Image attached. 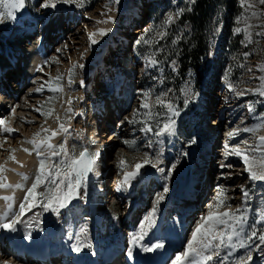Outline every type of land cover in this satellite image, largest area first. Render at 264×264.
Here are the masks:
<instances>
[{"label":"rangeland","instance_id":"obj_1","mask_svg":"<svg viewBox=\"0 0 264 264\" xmlns=\"http://www.w3.org/2000/svg\"><path fill=\"white\" fill-rule=\"evenodd\" d=\"M196 1L197 0H121L119 11L113 13V15L116 16V23L112 28V32H110L108 36H106V40L98 38L100 40V43L96 45H92L88 41L87 28L89 27V30H92L97 27H108V25L96 23L98 19L104 18L100 15V13L105 11L103 6L107 3V0H86L85 7L83 9H77L67 5H59L58 8L60 10L53 13H51L52 10L37 11L36 6L38 5L39 0H27L26 8L23 10V15L26 16L25 19L32 20V18L41 17L44 11H47L48 14L51 13L50 16L47 15L49 16V18L46 20L43 17V19L38 22L37 28H33V24L31 27H26L23 30L17 27V25L13 22L5 21L4 23H0V62L6 64L5 69H7V60L10 58V51H8L9 44L25 46L24 44L31 43L33 40H42L45 30L52 26H54L55 30H57L55 25L66 22V19L62 15H66L65 13L67 12H71V14L78 13L76 16H80L82 18V22L77 24L76 28L74 30H71L72 32H69L62 38L59 39V36H57L56 33L55 35H53L54 37L51 44L54 47L52 53L48 57V60L51 61L52 57H58L61 62L59 64L50 63V66L43 65L44 71H40L42 72V74L39 73V76L42 75L43 77H36V80H34V82H37V85L34 84L33 81H30L28 78L25 82L22 81V83H18L19 78H21V72H19V75L12 77L11 80L8 79V77H6L5 79L8 80L7 85H5L8 87L7 92H12L13 96H17L20 99L17 109L21 107L19 111L22 112L20 113L18 111L19 113H16L15 116H11L10 113L13 102L9 103L4 107L3 110H1V112H3L5 116L9 117L10 125L17 130L15 131V133L17 134L16 137L12 139L9 138L10 135H8L7 133L0 132V140H3L5 136L8 137L6 140H3V145L2 147H0V163L6 162L5 167L8 169L5 172L7 181L10 172H14L13 165L11 164H21V162L17 164L11 160H8L9 154L15 155L17 160L20 161L18 152L23 151V148H31V145L22 143L23 138L26 137L28 139H31L34 133L40 131L41 126H43L44 128H56L59 123L56 117L59 116L62 120L65 115L64 109L68 107V105L65 103L66 98L68 96L84 97V94L87 93L86 97L81 101L73 102V107L77 110V112L72 116L69 130L77 128L78 135L81 137H85L87 139V142H90L88 145H90L91 143L94 144L93 150L99 147L105 153L102 159V165L108 172L107 179L110 183L109 186H113L116 183L117 179L122 176V166L120 165L121 156H123L127 160V167L135 163V158L140 153L144 151L154 153L157 147V145L155 144L156 138L152 133L145 135L139 130L138 125H130L124 119L125 117H128L130 115L133 109H136L138 107L141 95L140 90L151 88L155 93L161 90L172 89L173 92L171 93V95L179 98L182 96L179 89L183 87L184 82L188 80V73L189 71H191L193 74L192 85L197 91L201 92L202 100L194 102L193 110L188 112V114L184 118L177 121V135L175 137L165 138L167 142L173 140L175 143V146L170 152V154H174V156L171 157L170 160H172L180 152L181 149L188 150L191 153L189 157H184L181 159L180 164L177 166V170L173 174V179L169 182L168 186L170 190L166 194L165 200L160 203L159 211L165 207H167L168 210L171 209V207L175 204L174 202L177 198L176 196L174 197L175 182L177 181L178 187H180L179 185L183 183V186L185 185L186 178L184 172L187 169L191 171V175L190 183L186 187L187 189L193 187L194 183L192 180V174L195 169H199V167H196L197 163L195 164L194 162L196 160L195 153H197L198 146H200L201 144V138L200 140L199 138H197L196 145H189L187 143V140L190 134L195 137L196 134H198L201 124L206 115L205 108H207V120L209 124L213 126L212 128H216L217 126L216 125L214 127L215 121H217L218 124L224 118L227 119V123L225 122V119L222 122L223 128L222 126L221 128H219V130L222 132V135H227L225 130L227 129L228 122H231L232 118L231 114L229 115V112L233 110L231 109V107H235V105L237 106L234 108L235 110L232 112V114L236 115V119L245 118L244 123L250 119H256L257 121L255 120V122L251 123H257V118L261 115H264V97H259L258 95H253L252 93H248L247 95L242 97H235L232 93L229 92L227 88H224V86H222L224 82L223 75L228 70L230 65L232 66V72L229 76V79L236 83L241 89L258 87L260 83L258 77L264 74L260 73L256 68L257 64L264 63V37L255 35V33L260 29L253 28L252 30L253 39L258 43L247 46L243 42L244 34L242 32L236 33L234 31L236 27L243 26L242 24H237L236 21V17L243 12V8L241 7L239 0H233V10H230V7H228V4L230 3L228 0H212L208 6L209 18L206 21L205 31L206 55L202 58L200 67L198 69V78L200 79L199 81L195 80L196 74L191 68L183 79L180 78L179 70L181 65L179 55H171L169 57V60L165 61V63L163 64V84L159 83V78L161 76V72L159 71V69L143 70V55L147 54L148 48L147 46L137 45L136 43L137 39L141 37L143 30L145 28H148L152 24H159L164 13H166L168 10H174L176 7H190L192 9V7L195 6ZM135 6H138L140 8L141 15L135 13ZM257 9H264V6L257 5ZM60 12L62 14H60ZM90 16L92 17V19L89 18ZM78 18L79 17H77L76 21L79 20ZM253 23H257V21H253ZM185 25L187 26L185 27ZM217 27L219 28V32H214L213 29ZM11 29L12 31H14L11 33L12 36L9 38L8 31ZM178 29L182 30L180 34L183 37L175 46V48L179 51L182 42L190 38L194 31V25L191 22H183L181 20V17L171 27L167 42L161 41V43H166V47L168 48L173 47L171 45V40L175 39V34L177 33ZM233 31L236 35L234 36L235 38H243V41L241 43L238 44L236 40H234V37L232 36ZM217 43L220 44V49L218 50V58L214 67V76L210 80H208V82H204L206 59L210 57V55H208V52H213L217 46ZM58 49H61V51H57ZM85 49H87V55L81 58L82 53ZM23 51L24 50L21 48L20 52ZM245 51H248L250 53V56L247 60L243 59V53ZM233 57H236V59L234 60ZM159 58L163 59L164 57L160 56ZM77 59H81V62L85 65L82 70H78L79 76L77 77V79L83 77L85 80L87 73H89V67L92 64H95V67H93L92 69L94 83L92 88H89L91 90L90 92L83 93L81 91V86L78 83L72 85L69 88L67 86L66 76L61 82L64 85V93H52L47 89V87H45L44 90L40 93L32 91V89L39 86L38 83H45V81H47L49 78V74L52 77H55L57 75V71H59L60 73H66L70 65ZM172 59L177 61L176 72H173L170 67L169 61ZM11 60L13 61V59ZM240 63L245 64L247 67H238ZM165 65H167L166 68ZM109 67H113V69L111 68L112 70L108 71V69L106 68ZM248 67L252 68V72H248ZM210 71L211 69L209 70V72ZM120 72L126 73L129 76L130 80V82L128 80L127 82L129 83L126 84L127 88L125 91V104L123 107H121V104H119L120 107L118 106L120 113H123L125 110L126 112L121 119H116V115L112 111L108 113L109 115H105H108V117H106L107 121L103 122V124L100 126L103 128H110L115 126L116 128L114 132L112 131L110 137L107 138V141L101 143L103 147L101 145L98 146V144L95 143V135H98L99 133L95 131L92 132L91 128H93V122H96V120H98L96 116L97 111L98 115L103 114L104 112H107V110L109 109V105L105 111H103L102 108H94L95 106L93 104L91 105L92 99L97 95L107 94L106 91L109 89L110 84L112 83V79L108 75L111 74V76L116 75L118 77ZM98 80L105 84V88L98 87ZM9 83H13L14 86L10 85ZM17 84H19V88H16ZM205 88H207L208 91H206ZM37 94H40V96L37 97ZM50 96L54 97V99L49 100ZM225 97H227V99H225ZM238 98H240L241 100L243 99L241 103H233L239 100ZM28 100H31L32 105ZM253 101L256 102L255 112L257 113V115H254L253 113H249L247 111V103ZM177 103H183L182 98L178 99ZM202 103L204 104V106L201 107ZM36 108H40L41 111L37 112L35 110ZM49 109L53 110L52 115L45 117L41 114L42 112H47ZM1 116L2 115H0V117ZM209 116L214 118L211 122L208 119ZM247 117L250 118L247 119ZM237 122H234V124H236ZM41 134L43 135V133ZM220 139L221 141L218 140L216 142L217 150H223L222 147H224L225 144L224 138L220 137ZM124 140H134L135 147L132 148L124 144ZM149 140L153 141L152 148L147 147ZM62 141L63 139L58 140L55 143H60ZM67 142L70 146L76 145L77 148H79L81 145L86 146L87 144H84L83 141L78 140L76 134L74 136H70L69 139H67ZM89 148L92 149L91 146ZM11 149H16V151L14 153H10ZM167 150H169L168 147ZM24 153L28 156L25 164L29 167L28 173L25 174L30 178L24 183H26L27 186H30L38 167V159L34 152L31 154L26 152ZM167 155H169V153H164L166 163L170 161L167 159ZM220 157L221 153L219 156L217 155L216 157H212L210 164H208L207 162L205 163L206 174H204L202 179H205L206 181H204L203 185H201L202 188L206 185H208V187L203 189L201 188L200 193L204 196V199L201 200L199 210L197 207L195 211H198L196 213L194 212V215L192 214L188 216L187 227L189 235L195 227L199 216L206 212V204L214 199L218 185L225 186L228 202L235 205L241 203L242 194L240 192L239 185H246L247 183H251L246 179V177H242L241 179H239L240 176H238L237 174L238 170L234 166L231 169L227 170L225 169L226 167H224L221 171H219L221 168L220 164L223 160H221ZM33 160H36L35 164L33 163ZM215 165L216 169L213 171V167ZM211 172H216V175H214V179L213 176H211ZM225 173H232V175L225 176L223 175ZM16 174L19 177L16 179L14 184L21 183V175H19V173ZM182 175L184 177V180L180 182V177ZM152 183L154 184V181ZM250 189L252 193V200L250 202L254 205V211L250 206L252 208V211L249 213V223H252V218L256 217L257 215L256 210L261 206H264V186L261 185V182H258L255 185L251 184ZM19 190L22 191L23 196L24 194H26L23 189ZM94 192L95 190H93L92 185H88V201L91 202L93 200L92 197ZM161 192L162 189H160V187H158L157 185H153V187L150 188L148 202L149 207H147L146 205L143 211L140 212L139 224L143 220V217L149 211H151L152 205L155 202L156 195ZM112 193L113 195H116L119 193V191H116L114 188H112L110 194L106 193L105 195L100 196L97 199L99 203L98 205L100 206L96 205L98 207V210L102 209L103 206L108 207L109 216L107 217V221L109 223L112 222V220L124 218V209L129 206L130 201L126 196L128 194L127 190H121L119 194L123 196H118L117 200H115L113 196V198L111 197ZM187 195L188 197H190V192H188ZM78 202L83 203V201ZM202 203L206 204L204 205ZM187 204L189 203L186 200V202L181 204V208H184L183 210L187 209L189 207ZM195 205L197 204L195 203L194 206ZM69 207H71V205ZM40 208L41 210H44L42 207ZM18 210L19 208L17 209V211ZM44 212L47 211L44 210ZM169 212H171V210ZM71 217L72 215L71 213L67 212V209L62 210L61 219L64 223L68 222ZM4 236H6V234H4ZM3 247L5 246H1V251L5 252V249L3 250ZM243 251V249H239L235 255H242ZM254 259L255 261H257L256 257H254Z\"/></svg>","mask_w":264,"mask_h":264},{"label":"snow or ice","instance_id":"obj_2","mask_svg":"<svg viewBox=\"0 0 264 264\" xmlns=\"http://www.w3.org/2000/svg\"><path fill=\"white\" fill-rule=\"evenodd\" d=\"M86 0H39L36 10H55L59 11V5H67L77 9L85 7ZM243 12L236 17L237 24L243 26L236 27V33L244 34L245 45H252L258 43L253 39V28L260 30L255 35L264 37V9H257V5L264 6V0H239ZM121 0H107L103 6L105 11L100 15L103 19H98L97 24L114 25L116 23V16L114 12L119 11ZM27 0H0V23L5 21L13 22L17 27L22 30L26 27H31L33 24L38 23L43 17L48 15L47 11L43 12L41 17L33 18L32 20L25 19L23 10L26 8ZM185 11H191L190 7H176L174 10H168L164 13L159 24H152L143 30L137 45L147 46V54L143 55L144 69H159L161 76L159 83H164L163 77V64L169 60L171 55H179L178 49L175 48L177 43L183 38L180 32L177 31L175 39L171 40L173 47H166V43L162 44L161 41L167 42L171 27L180 19ZM92 19V17H89ZM257 21V23H253ZM187 25H185L186 27ZM214 32H219V28H214ZM112 32L111 27L94 28L88 32V41L92 45L100 43L98 38L106 37ZM57 51H61L58 49ZM87 55V49L84 50L82 56ZM208 55H212L208 52ZM163 56V59L159 57ZM250 56L248 51L243 53V59L247 60ZM235 60L236 57H233ZM61 61L58 57H52L51 61L48 59L42 62V65L37 68L38 71H44L43 65L50 63L59 64ZM171 70L177 71V61L172 59L169 61ZM85 65L81 59H77L67 69L66 73L57 71V75L49 78L45 83L32 89L33 92L40 93L45 87L52 93H64V85L61 83L65 76L67 77V86L70 88L72 85L78 83L81 87L84 86L85 80L79 76L78 70H82ZM240 68L247 67L245 64L240 63ZM260 73H264V63L256 65ZM248 72H252V68H247ZM232 72L230 65L228 70L224 73L223 79L226 83L227 89L235 97H242L248 93L264 97V74L258 77L259 86L241 89L236 83L229 79ZM192 72L188 73V80L184 82L183 87L179 89L182 94L181 97L171 95L172 89L161 90L153 92L151 88L140 90L141 95L139 104L136 109L125 117V121L130 125H138L139 130L145 135L152 133L156 140L157 145L154 153L144 151L135 158V163L127 166V160L121 156L120 165L122 166V179L117 183V190H127L131 187V182L138 176H146L149 173H141V169L146 165L159 173L164 180L162 185V192L158 193L155 197V202L139 224V231L131 234L129 243L139 248L144 252H151L155 249L163 248V239H158L157 242L150 245L144 244L145 237L156 226L157 213L162 201L165 200L166 194L169 192V182L173 179V174L177 170V166L184 157L191 155L190 151L181 149L180 152L170 161L166 163L164 156L165 151V138L175 137L177 135V118L180 117L182 110L188 109L190 104L201 101V92L197 91L192 85ZM155 79V77H154ZM183 101L182 107L177 103L178 99ZM54 97H49V100ZM83 97L68 96L65 103L68 105L64 109V118L61 120L59 116L56 117L59 121L56 128H44L41 126L40 131L33 134L31 139L23 138L22 143L31 145V148H23L26 153H35L38 159V167L36 169L34 179L30 186H27L26 181L30 178L23 173L21 183L11 184L7 181L5 172L8 170L5 163H0V189L15 190L23 189L25 195L22 202L19 204V210L15 209L16 199L14 195L0 196V200L5 202V208L0 210V229L8 232L15 233L17 225L23 224L25 229H29L36 224L35 220L25 221L23 219L26 211L39 205L45 211L54 213L57 218L62 215V210L67 209V212L72 213L74 209L80 207L79 203L73 204L74 200L83 201L85 203L89 200L88 194V179L89 174L99 176V171L96 170L99 163L102 150L97 147L94 150L87 146L81 145L77 148L76 145H69L67 142V134L69 132L70 121L72 116L76 114L77 110L73 107L74 101H81ZM227 99V97H225ZM255 101L247 103V111L255 113ZM18 105L11 107V116L16 115ZM40 112V108L35 109ZM47 117L53 114V110L49 109L47 112L41 113ZM211 122L214 118L209 116ZM257 123H251L246 126L244 120L241 119L240 125L233 127L227 133L228 137L235 138L241 132L250 133L253 137V143L250 144L247 139L242 140L235 144L225 143L226 149L225 156H236L243 160V172L247 173L246 179L255 185L261 182L264 186V115L259 116ZM123 123V121H122ZM17 131L10 125L9 117L5 116L0 118V132L11 134ZM43 133V135L41 134ZM64 134L65 138L60 143H54V138ZM8 137L5 136L3 140ZM3 140H0V147L3 145ZM189 145H196L197 138L189 135L187 140ZM124 144L129 147H135L134 140H124ZM148 148L153 147V141L149 140ZM16 149H11L10 153H14ZM8 160L17 164L15 155L9 154ZM23 166V165H21ZM220 167H227L231 169V163L221 164ZM131 169V170H129ZM15 171V169H13ZM225 176H230L232 173H225ZM39 189V191H38ZM239 189L241 192V203L231 204L228 202L225 186L218 185L217 192L214 199L206 204V212L199 216L195 227L191 231L190 237L183 250L175 255L171 264H256L254 259L255 255L259 254V264H264V206L256 210V217L252 218V223H249V213L252 211L250 201L252 200V193L249 187L245 184H240ZM71 205V207H69ZM26 237L31 240L32 234L26 231ZM70 239L72 237H69ZM71 251L79 254L85 248L92 250L93 245L88 236V227L84 225L80 228L79 232L75 234V240L70 245ZM239 249H243L242 255H235ZM227 255H222V253ZM95 255V251H92ZM127 255L132 257V249L129 248ZM0 264H13L9 260H0Z\"/></svg>","mask_w":264,"mask_h":264},{"label":"bare ground","instance_id":"obj_3","mask_svg":"<svg viewBox=\"0 0 264 264\" xmlns=\"http://www.w3.org/2000/svg\"><path fill=\"white\" fill-rule=\"evenodd\" d=\"M134 11L137 14L141 13V10L138 6L134 7ZM53 12H55V10H52L51 13H53ZM50 14H48V15L50 16ZM49 16H45L44 18L47 20L49 18ZM24 17H26V16L24 15ZM108 27L113 28L114 25L109 24ZM97 28H101V27H97ZM59 29L61 30V28H59ZM13 31H12V29L9 30L8 34L10 35ZM57 31L58 30H55L54 26L48 28L46 30L44 38L42 40H39V42H35L36 44H34L29 49V53L26 57V60L24 62V66H23L24 67V74L19 73L21 78H19L18 83H22V81L25 82L27 80V78L30 81L34 82V80H36L35 79L36 77H43L42 75L39 76V73L42 74V72L38 71L37 68L42 65L43 60L46 58V54L48 53V50L50 49V45H51V42H52L53 37H54L53 35H55V33H57ZM89 31H91V30H89V27H88L87 28V36H88ZM58 33H60V32H58ZM60 37H63V36L60 35ZM106 38L107 37H102L101 39L106 40ZM219 46H220V44L217 43L215 50L212 52V55H210V57H208L206 59V64H205V66H206V68H205L206 81H207V79H208V77L212 71L213 64L211 62L213 61V59H215V54L217 53ZM9 51H10V55L12 57L13 54H12L11 48H9ZM0 58H1V56H0ZM11 59H13V61H15L14 57H12ZM93 67H95V64H92L89 67V73H87V75H86L85 84L83 87H81V91L83 93L87 89L92 88V86H93V83H94L93 82V70H92ZM210 69H211V71L209 72ZM0 77H1L0 82L2 81V84L0 83V86L1 85L3 86V88L2 87L0 88V115H2L0 118H3V116H5V114L3 112H1V110H3L4 107L7 106L11 102H13L12 103L13 106L18 105L20 99L17 96H13V95L8 94L9 91L7 92V86H5L6 82H4L6 77H5V74L3 76V68H2L1 62H0ZM11 78L12 77H8V79H10V80H11ZM118 78H119V81L115 87L120 88V93H122L121 90L123 89V87L125 86L127 81L129 80V76L124 72H120L118 75ZM41 81H43V80H41ZM9 84L14 86L13 83H9ZM34 84L37 85V82H34ZM38 84H40V83H38ZM102 84H104V83L101 82L99 84V86ZM222 86H224V88H227L225 81L223 82ZM16 88H19V84L16 85ZM205 89H206V91H208L207 88H205ZM24 94H25V92H24ZM37 95H38L37 97L40 96V94H37ZM106 99L107 100L105 101V105L102 108L103 111H105L109 105L108 104L109 103V97ZM238 99L239 100H237L236 102H233V103L240 104L243 99L242 100L240 98H238ZM28 101H29V103H31V100H28ZM31 105H32V103H31ZM21 106H23V105H21ZM202 106H204L203 103L201 104V107ZM236 106L237 105H235V107ZM235 107H231V109H233V110L231 112H229V115L231 114L232 118H231V122L229 121L227 124V129L225 130L226 133H228L231 128L236 127L237 125H240L241 119H243V120L245 119V118H240V119L237 118L236 119V115L232 114V112L235 110L234 109ZM20 109H21V107H19V109H16V113H19ZM205 109H206V113H205L206 115H205V118L202 122V125H204L205 127L203 128V126L201 125L200 131H199L200 136H201V144H200V146H198L197 153L195 156L196 157L195 162L197 163V167H199V169H195L193 171L192 180H193L194 184H193L192 188L190 187L187 189L186 186H183L184 183L179 185L180 187H178L177 181L175 182V188H174V194L175 195H174V197L175 196L177 197L176 198L177 202L181 201L182 198L183 199L188 198V195H187L188 192H190L193 189L195 190L196 187H198L201 184L203 185V183H204L205 179H202V178H203L204 174H206L205 173V169H206L205 163L208 161V160H205V154H206L205 147H206L207 141H213L215 138H216L215 142H217L218 140L221 141L220 137H222V138H224L225 143H228V144H235V143H238V142L245 140V139H247L250 144L253 143V137L250 133L241 132L235 138H230V137H228V135H222V132L219 130V128H221V126L223 128L222 122L224 121L225 118L222 121H220V123H218V124H217V121H215L214 127L216 125L217 126H216V128H212L213 126H211V124H209V122L207 120V117H208L207 116V108H205ZM20 113H22V112H20ZM100 115H102V114H100ZM108 115L106 117H108ZM248 118H250V117H247V119ZM255 120L250 119L247 122H245L244 125H241V126L249 125L251 122H255ZM99 121L100 120H96V122L98 124H99ZM226 121H227V119H225V122ZM96 122L95 121L93 122V126H92L93 128H91L92 132L95 131V127L97 124ZM234 122H237V123L234 124ZM110 129H111V127L110 128L104 127L103 132H100L98 135L97 134L95 135V137H96L95 141L98 143V146H100L101 143H104L105 141H107V138L110 137V135L112 134V131ZM71 132H73V133H71ZM77 132H78L77 128H74L73 130L70 129L66 138L69 139L70 136H74L76 134L78 140L83 141L84 144L87 143L86 144L87 147H90V146L94 147V144L88 145L89 142H87V139L85 137L79 136ZM101 133H103V134H101ZM260 134H264V131H262ZM8 135H10L9 138L12 139V138L16 137L17 134L14 131L13 133L8 134ZM64 138H65L64 134L61 133V135L54 138L53 141L55 143L58 140H62ZM13 143H15V142H13ZM216 148H217V143L214 144V146H213L211 159H212V157H216L217 155L219 156L221 153L220 158H221V160L223 159L221 164L231 163L235 168H237V170H238L237 174H238V176H240L239 179H241L242 177H247V173L242 171V169L244 168V163H243L242 159H240L239 157H236L234 155L225 156L224 153H225L226 149L224 147H222L223 150H217ZM164 153L168 154V151L165 150ZM104 154L105 153L102 151L101 159H100L99 163L97 164V168H96V170L99 171L100 175L97 177L94 174H92L88 180V185L93 186L95 183H97L98 186L95 185L93 187V189L95 190L96 193L102 191V189H103L102 185L104 183L108 187L110 185V183L107 180V178H108L107 170L102 165V159L104 157ZM172 155L174 156V154H172ZM18 156H19V160H20L21 164L20 165L11 164V165H13V168L15 169L14 172L19 173V174L20 173H23V174L28 173L29 167L25 164V161L27 160L28 156L24 153V151H19ZM36 160H33L34 164H35ZM21 165H23V166H21ZM215 169H216V165L213 167V171ZM225 169L227 170L229 168L226 167ZM207 170H206V172H207ZM221 170H222V167L220 168L219 171H221ZM146 171L149 173L148 175L138 176L136 179H134L131 182V187L127 188L128 194L126 196L130 198V202H129V206H127L124 209V218L123 219H115L110 223L109 222L107 223L106 220L102 217H100V219H99V217H98L99 216V213H98L99 210H98V207L96 206L97 204L93 203V201H94V199H93L91 202L88 201L87 203H84V202L79 203L80 207L74 209V211H73L74 212L73 222L71 224H69V227L67 230H63L62 229L63 221H62L61 217L57 218V216L54 213H51L50 211L44 212V210H41V208L37 205L36 207L26 211V213L23 217V219L25 221L35 220L36 224L33 227H31L29 229H25L23 224H19V225H17L18 230L15 233L8 232L4 229H0V260H9V261H12L13 264H48V263H44L41 260L40 261L28 260L26 262L16 261V260L11 259L8 256V254L1 251V246H2L1 242H2V238L4 237V234L8 235V238L12 237L10 239L9 245H7V247L12 245L15 250H21V251L25 250V248L22 247V245H21L22 243L20 242V239H19V234H20V232H22L21 230H23V232L30 231L32 234L37 235V237L33 241V244L35 242H40L41 236H43L47 239L50 238V243H52V244L54 242L59 244L63 241L64 242L65 241L74 242L75 234L78 233L80 228L84 225H87V227H88V235L90 234V232L94 233L98 228H103V227L106 228V227H108L107 225H109V228H112V226H113V228L115 227V231L126 232V230H127V233L129 234V236H131V233L139 231V215H140V212L143 211V209L146 207V205H147V207H149V205L147 203L149 202L150 188L153 187V185H154L152 182L153 181L154 182L159 181L158 182L159 184H162V185L164 184L163 178L160 176L159 173H156L154 169H151L149 166H145L144 168L141 169L142 174L145 173ZM14 172H10V174L8 175V182L11 184H14L16 179L19 177ZM214 175H216V172H211V176H213V179L215 178ZM155 180H157V181H155ZM183 180H184V177L182 175L180 177V182ZM120 192H121V190H119V193ZM119 193L116 195H113L115 200H117L118 196H123V195H120ZM4 195H14L15 196V199H16L15 209L17 210L19 208V204L23 200L22 191L19 189H15V190L0 189V196H4ZM239 199H240V197H239ZM184 202H186V200ZM82 204H84V206ZM181 204H180V207H181ZM195 206L193 208L194 211H193V209L191 210L189 207L183 211H174V212L171 211L168 213V215L166 214L164 216L163 220L160 223L157 219L156 226L152 229L151 232H149V234L144 239L145 245H150L152 243L157 242L158 239H161V238L163 239V243H164L163 248H165L166 250H173L172 254L169 256L170 258L168 260V262H169L168 264H171V261L175 258V255L183 250L184 246L187 243V239L190 237L188 227H187V221H188V216L194 214L195 209H196ZM4 208H5V202L3 200H0V210H3ZM134 221H137V222L134 224ZM13 237H18V239H14ZM69 237H72V238L70 239ZM120 239H121L120 241L123 240V235H120ZM106 240L107 239H104V238L100 239L97 236H94L92 244L93 243H97V244L99 243L98 244L99 248L102 249ZM119 245H121V244H119ZM35 248H37V246L31 245L30 249L34 250ZM6 251H8V250L6 249ZM159 251H160V249L159 250L155 249L154 251L149 252V254H151V253L157 254ZM222 255H226V252L222 253ZM80 256H81V254H73L72 259L77 260L78 258H80ZM255 257L257 258L256 264H259V254L257 253L255 255Z\"/></svg>","mask_w":264,"mask_h":264},{"label":"trees","instance_id":"obj_4","mask_svg":"<svg viewBox=\"0 0 264 264\" xmlns=\"http://www.w3.org/2000/svg\"><path fill=\"white\" fill-rule=\"evenodd\" d=\"M212 0H197L195 6L192 7L191 11H185L181 16L183 22H191L194 25V31L190 38L182 42L181 48L179 50V60H180V78H184L189 69L191 68L195 75V80L199 81V67L202 61V58L206 55V21L209 18L208 6ZM230 3L228 7L232 9L233 0H228ZM232 36H236L234 31ZM236 42L239 44L243 41V38H235ZM167 65H165V68ZM182 107L183 103H179ZM193 110V104L189 105L188 109H184L181 112L180 117L177 118V121L184 118L188 112Z\"/></svg>","mask_w":264,"mask_h":264},{"label":"water","instance_id":"obj_5","mask_svg":"<svg viewBox=\"0 0 264 264\" xmlns=\"http://www.w3.org/2000/svg\"><path fill=\"white\" fill-rule=\"evenodd\" d=\"M92 173L89 174V178L91 177ZM185 178H186V183L184 186H187L190 183V175H191V171L189 169H187L184 172ZM89 180V179H88Z\"/></svg>","mask_w":264,"mask_h":264}]
</instances>
